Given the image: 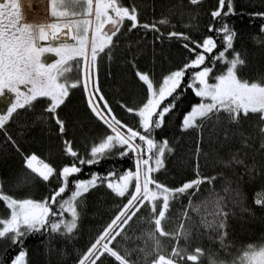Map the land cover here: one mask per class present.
<instances>
[{
  "label": "snow or ice",
  "instance_id": "snow-or-ice-1",
  "mask_svg": "<svg viewBox=\"0 0 264 264\" xmlns=\"http://www.w3.org/2000/svg\"><path fill=\"white\" fill-rule=\"evenodd\" d=\"M200 3L201 0H188L189 20L184 25L188 31L166 33L167 39L175 38L187 53L183 62L159 80L136 69L134 74L144 89V97L135 106L120 104L136 120V125L131 126L117 116L101 89L103 62L105 58L112 60L122 29L151 31L155 40H160L165 34L159 25H169L168 16L158 21H141L134 0H48L51 22L30 23L25 21L18 0H0V136L23 161L10 182L18 189L37 181L54 184L48 195L33 199L9 194L0 180V202L5 210L0 216V241L14 249L12 255L0 258V264H30L24 244L31 235L70 239L79 231L84 201L100 187L122 198V203L77 257L76 264H104L109 257L115 264H137L133 253L142 264H202L205 249L195 246L190 250V241L194 234H199L200 227L212 232L227 252L224 240L228 221L243 192L239 177L235 186L226 178L221 191H217V177L201 174L203 131L208 123L226 122L234 126L232 135L238 137L242 147H251L249 141L258 138V150L264 152V73L255 79L243 75L247 58L236 49L238 34L227 19L236 15L233 0H218L210 12L206 33L192 35V30L198 28V17L192 10ZM180 7L183 8L182 2ZM180 15L183 17V11ZM250 15L264 19V11ZM260 32L264 35V23ZM46 54H54V58L49 62ZM73 67L77 69L75 78L69 75ZM78 88L91 115L104 127L103 134L86 146L85 153L65 138L67 121L61 115L70 93ZM189 89L199 102L183 115L180 129L197 133L195 174L179 186H169L155 174L166 170V158L175 148L168 138L157 139L155 133L163 129L176 101ZM38 104L43 107L35 119L55 123L62 152L70 158L62 165L43 159L35 151L25 152L9 131L16 117L35 112ZM253 118L257 122L255 137L242 130L243 122ZM223 131L228 138L230 129ZM111 157H126L134 166L120 171L114 167L106 173L90 172L88 178H78L85 165H98ZM233 162L243 163L237 155L226 163ZM245 173L249 180L264 183V163L245 165ZM202 185L208 195L199 198ZM180 198L186 199L187 205L173 229L166 230L165 223L172 220V205ZM255 206L264 211V188L255 193L253 207L245 210L254 211ZM190 211L200 217L199 224ZM141 212L146 215H138ZM134 217L147 228L140 237L143 247L129 249L123 247L122 241L128 239L125 226L130 227ZM228 255L230 259H223L209 252L208 264H264V242L248 244L238 253Z\"/></svg>",
  "mask_w": 264,
  "mask_h": 264
},
{
  "label": "trees",
  "instance_id": "trees-1",
  "mask_svg": "<svg viewBox=\"0 0 264 264\" xmlns=\"http://www.w3.org/2000/svg\"><path fill=\"white\" fill-rule=\"evenodd\" d=\"M140 10V19L144 22L159 20L162 16H168L171 23L167 26L159 25L161 33L165 35L160 40H155V34L151 31L140 29L132 32H123L119 45L114 50L113 58L109 61L105 58L100 75L101 89L117 116L131 126L136 125L132 114L126 113L120 104L135 106L144 97V89L135 76L136 69L149 72L154 80H159L163 74L180 65L187 53L182 49L175 38L169 40L166 33L171 30L188 31L184 27L189 20L188 0H134ZM181 2L183 8L180 7ZM218 0H201L198 7L192 12L198 17V28L192 30L193 36H200L207 31L206 26L211 22L210 12L217 6ZM236 15H230L227 19L237 31L235 47L246 56L247 65L243 69L245 78H257L264 73V35L260 32V25L264 19L253 17L250 13L264 11V0H233ZM184 15L181 17L180 12ZM172 25H175L173 29ZM135 67H133V62ZM110 73V74H109ZM171 99V98H169ZM199 102L192 91L186 90L176 101V107L170 118H166L163 129L156 130V138H168L175 152L166 158V170L156 173L157 178L169 185L179 186L186 179L194 178L195 174V144L197 133L189 130L181 131L180 123L183 115L191 106ZM63 107L62 117L66 119L65 138L73 141V146L81 153H85L86 146L104 132V127L97 121L86 107L84 94L81 89H74ZM42 105H37L35 112L22 113L10 124L9 131L17 139L25 152L35 151L43 159L62 165L67 158L62 152L61 138L58 128L52 121H38L35 119L42 111ZM255 118L246 120L242 124L245 135H256ZM229 128V136L225 138L224 128ZM234 126L226 122L220 124H206L203 135L205 141L201 143L200 172L202 175L216 176L215 187L221 191L224 180L234 182L240 178V190L243 198L240 204L232 209L233 214L228 221L227 233L224 244L227 252L221 247L220 241L208 229L200 227L199 234H194L190 241V250L195 246L205 249L202 264H208L207 254H216L219 258L230 259L228 253L236 254L248 244L264 242V211L255 206L254 211H246L254 205L255 193L264 188V183L259 180L251 181L245 173V165L257 166L264 163V152L259 151V139L250 140L251 147H242L237 136L232 135ZM237 155L243 161L242 164L226 163ZM21 156L10 146L3 143L0 136V180L4 181V190L17 197L42 199L48 195L54 184L35 182L25 189H18L10 182V177L22 168ZM133 161L128 158L111 157L102 160L98 165H85L78 178H88L90 172L106 173L112 168L118 171L132 168ZM208 195L205 186H201L199 198ZM195 199V198H194ZM122 198L114 196L105 187H100L91 192L84 201V207L80 220L79 231L70 239L60 236H46L34 234L25 240L24 247L28 250L30 264H76L77 257L86 249L89 243L98 235L99 231L115 215ZM187 200L180 198L171 208L172 220L165 223L166 230H172L178 221ZM5 214L4 205L0 202V216ZM138 215H146L139 213ZM193 220L199 224L200 217L191 213ZM130 222L126 235L128 239L122 241L123 247L136 249L143 247L140 238L147 225L141 220ZM117 237V240H120ZM116 244V241L113 242ZM167 244L168 242L165 241ZM183 243V242H181ZM14 249L7 242L0 241V258L12 255ZM137 264H142L140 258L133 253ZM104 264H115L113 258H105Z\"/></svg>",
  "mask_w": 264,
  "mask_h": 264
},
{
  "label": "flooded vegetation",
  "instance_id": "flooded-vegetation-1",
  "mask_svg": "<svg viewBox=\"0 0 264 264\" xmlns=\"http://www.w3.org/2000/svg\"><path fill=\"white\" fill-rule=\"evenodd\" d=\"M18 2L21 5V9L26 22H51L48 0H18ZM63 39H67V37ZM46 56L49 58V62L52 58H54V54H46ZM69 75L72 78H75V76L77 75V69L73 67Z\"/></svg>",
  "mask_w": 264,
  "mask_h": 264
},
{
  "label": "bare ground",
  "instance_id": "bare-ground-1",
  "mask_svg": "<svg viewBox=\"0 0 264 264\" xmlns=\"http://www.w3.org/2000/svg\"><path fill=\"white\" fill-rule=\"evenodd\" d=\"M62 38H66V37H62Z\"/></svg>",
  "mask_w": 264,
  "mask_h": 264
}]
</instances>
